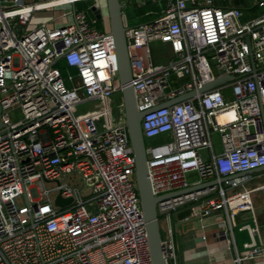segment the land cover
I'll return each instance as SVG.
<instances>
[{"label":"built area","instance_id":"1","mask_svg":"<svg viewBox=\"0 0 264 264\" xmlns=\"http://www.w3.org/2000/svg\"><path fill=\"white\" fill-rule=\"evenodd\" d=\"M83 1L102 18L103 0H0V264H152L125 116L113 122L109 107L122 87L108 15L103 30L94 29L84 12H75ZM124 1L140 9L161 4L144 13L153 20L125 30L136 108L150 111L141 120L143 139L170 136L145 148L153 196L216 181L156 205L159 226L166 224L164 264H178L172 214L185 206L190 215L184 220L224 213L223 238L236 216L248 214L254 225L239 231L251 241L233 264L262 257L251 195L264 185L252 190L248 176L222 179L264 167V0L250 19L238 8L201 0ZM63 8H70L63 16L72 12L73 23L27 30L32 19ZM154 42L168 46L166 64L153 63ZM59 62L74 73L63 77ZM220 76L234 79L153 110ZM228 88L227 98L222 91ZM86 101L101 107L75 116ZM13 111L19 120L10 119ZM212 133L219 135V154L212 153ZM202 149L210 151L208 160ZM191 173L198 180L189 183ZM70 174L84 186L63 183ZM44 184L52 187L40 189ZM58 196L70 202L58 205Z\"/></svg>","mask_w":264,"mask_h":264},{"label":"crops","instance_id":"2","mask_svg":"<svg viewBox=\"0 0 264 264\" xmlns=\"http://www.w3.org/2000/svg\"><path fill=\"white\" fill-rule=\"evenodd\" d=\"M257 1L201 0L200 4L222 8H238L242 10L244 19H250L257 16L260 11L256 7ZM227 90H229V93H226L224 96L228 98L231 96V89L228 88ZM169 137V135L166 136L167 139ZM205 150H200L199 154L204 160H208L211 153L208 150V153H202ZM212 153L215 154L214 150ZM193 174L191 173L188 177L194 178L192 182H195L198 179L196 180ZM247 176L249 177L247 180V187L249 189L253 190L264 185V172ZM251 198L259 229V237H256L255 241L256 245L263 250V256L242 262L241 264H264V189L254 191ZM189 215V206L179 208L172 214V225L178 250V264H233L235 257L245 251L243 245L251 241L246 230L239 231V228L243 226L254 225L248 214H239L235 217V227L229 232V238L221 236L218 225L219 221L225 219L224 213L201 217L196 221H194L196 218H190L193 220L192 222L182 223Z\"/></svg>","mask_w":264,"mask_h":264},{"label":"water","instance_id":"3","mask_svg":"<svg viewBox=\"0 0 264 264\" xmlns=\"http://www.w3.org/2000/svg\"><path fill=\"white\" fill-rule=\"evenodd\" d=\"M106 5H107V15L109 19L110 35L113 38V43H114V52H115V60L118 71V79L122 87L121 96L123 102L125 123L128 128L130 143L135 159V176L137 182V191L140 199L141 209L143 211L144 219L146 222V231H147V237L149 243L151 262L152 264H164L162 245H161V233H160V226L157 216L156 205L165 199L176 197L178 195L188 193L197 189H201L207 185H212L213 183H216V181L208 182L195 187H190L185 190L168 193L158 197L153 196L150 187L148 173H147L145 143L141 131V120L150 111L139 112L136 108L134 90L132 85L130 84L131 71L127 56V50H126V41H125L126 28L123 27L122 18H121L122 5L119 3V0H106ZM92 13L96 16L97 19L100 18L99 12L97 10H94L92 8ZM20 29L21 28H18V30ZM233 79L234 77L232 76L217 77L213 81L203 85L202 88H200L198 91H191L183 95H180L172 100H169L157 106L153 110L162 107L171 106L180 103L182 101L188 100L192 97H195L197 94H202L204 92L219 88L221 86H225ZM261 113H262V122L264 125V110L262 107H261ZM260 172H264V167L255 170H250L244 173H239L234 176L224 178L222 180L243 177ZM69 202L70 199L62 200L60 196H58L56 200V203L58 205H65ZM199 219L200 217L196 218L194 221ZM192 221H193L192 219H189V220H185L182 223L185 224Z\"/></svg>","mask_w":264,"mask_h":264},{"label":"rangeland","instance_id":"4","mask_svg":"<svg viewBox=\"0 0 264 264\" xmlns=\"http://www.w3.org/2000/svg\"><path fill=\"white\" fill-rule=\"evenodd\" d=\"M119 1H120V4L122 5L121 18H122V24L124 28L131 27V26H137L143 23L150 22L151 20L154 19V15L145 16L144 13L154 12L158 10L161 5L160 2H158L157 5L155 6H152L151 4H149L146 7H143L140 9L138 8V5L136 4V2H130V3L127 2L128 3L127 4L125 3L124 0H119ZM91 5H92L91 1L79 2L75 4V12H84L87 18L88 24L94 29L101 32L103 30L102 18L107 16L106 0H103V2L99 3V7L101 8L102 18L97 19L96 24H92L93 15L91 11L89 10V7ZM65 9L67 11H65ZM68 10H70V8H63V10H56L46 17L34 18L30 21L29 26H28L29 28H27V30H31L41 24H46L47 27H50V28H60L62 26H66L70 23H73L72 12H69V14H66L65 16H63V14L65 12H68ZM149 48L151 51V56H152V60L154 64H166L171 59V54L169 53V50L166 45H163L159 42H154L149 45ZM222 93L223 95H225L226 93H229V90L225 89L222 91ZM121 103H122V98H121L120 93L113 94L110 97L109 107L111 110V116H112L113 122L119 121L124 113V109L120 107ZM100 107H101V104L99 101H86V102L78 104L73 113L75 116H80L88 112L97 111L100 109ZM9 117L11 120L17 121L20 119V114L18 111L9 112ZM251 131H252V128H251ZM166 136L167 134L159 136L154 139H144L145 148L149 147L152 144L165 142L167 139ZM211 140H212V147H213L215 154H219V152L221 151V143H220L219 135L217 133H212ZM208 151L205 150L202 153H208ZM189 175L190 174H188L186 177H187V181L190 183L194 181V178H189L188 177ZM193 176L196 177L195 178L196 180L198 179L196 174H193ZM62 182L70 186H77L79 188H82L84 186L82 179L76 174L67 175L62 180ZM51 187H52L51 184H44L40 186V189H49ZM85 189L86 190L89 189V185H85ZM18 204H25V201L23 199H19ZM163 225L164 226L166 225L165 222L163 220L162 221L160 220L161 234H163Z\"/></svg>","mask_w":264,"mask_h":264},{"label":"trees","instance_id":"5","mask_svg":"<svg viewBox=\"0 0 264 264\" xmlns=\"http://www.w3.org/2000/svg\"><path fill=\"white\" fill-rule=\"evenodd\" d=\"M57 67L61 71V74H62L63 77L66 75L67 72L74 73V70L71 69V68H68L67 65L64 62H59L57 64Z\"/></svg>","mask_w":264,"mask_h":264}]
</instances>
